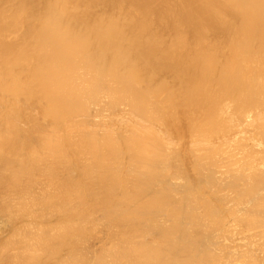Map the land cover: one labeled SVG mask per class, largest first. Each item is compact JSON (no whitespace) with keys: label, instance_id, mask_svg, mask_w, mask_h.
<instances>
[{"label":"bare ground","instance_id":"6f19581e","mask_svg":"<svg viewBox=\"0 0 264 264\" xmlns=\"http://www.w3.org/2000/svg\"><path fill=\"white\" fill-rule=\"evenodd\" d=\"M0 264H264V0H0Z\"/></svg>","mask_w":264,"mask_h":264}]
</instances>
